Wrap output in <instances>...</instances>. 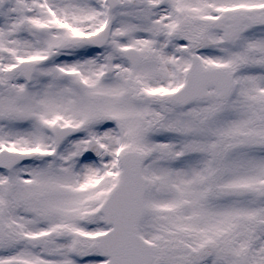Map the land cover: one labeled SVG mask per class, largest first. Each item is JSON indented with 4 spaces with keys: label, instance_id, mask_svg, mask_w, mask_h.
Masks as SVG:
<instances>
[{
    "label": "snow or ice",
    "instance_id": "obj_1",
    "mask_svg": "<svg viewBox=\"0 0 264 264\" xmlns=\"http://www.w3.org/2000/svg\"><path fill=\"white\" fill-rule=\"evenodd\" d=\"M0 264H264V0H0Z\"/></svg>",
    "mask_w": 264,
    "mask_h": 264
}]
</instances>
